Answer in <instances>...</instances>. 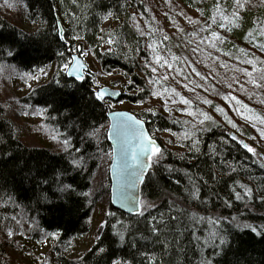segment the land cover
<instances>
[{
	"label": "trees",
	"instance_id": "obj_1",
	"mask_svg": "<svg viewBox=\"0 0 264 264\" xmlns=\"http://www.w3.org/2000/svg\"><path fill=\"white\" fill-rule=\"evenodd\" d=\"M249 1L264 8V0ZM183 5L181 0H0V264H30L13 254L25 240L63 241L90 231L96 201L110 195L112 154L105 102L94 93L101 79L116 75L112 84L123 89L122 101H149L152 68L159 69L163 61L155 59L159 37L153 39L141 25L157 28L166 18L185 26L194 20L204 24ZM247 12L240 15V36L250 21ZM70 20L83 24L84 35L77 45L69 31ZM112 21L119 23L113 28L115 49L97 51L91 46L101 43ZM85 46L93 50L96 68L88 70L84 80H75L60 71L59 64L69 61L73 47L80 51ZM176 55L170 67L173 88L182 93L198 83L192 93L198 87L208 91V107L225 101L235 105L250 90L252 70L264 66L263 46L240 53L243 56L232 67L212 70ZM53 63L47 82L16 94ZM9 101L19 103L12 106ZM20 105L28 115L43 118L42 136L63 149L56 151L41 140L19 136L12 110ZM186 105L191 120L177 121L161 110H134L156 133L163 152L152 156L142 184L143 215H127L109 205L102 235L70 264H264V127L257 133L252 131L255 125L243 124L238 117L232 124L222 113L199 116L207 108L198 100ZM232 126L238 138H232ZM92 131L95 136L89 135ZM185 131L194 135L185 139ZM244 138L256 146L254 152L239 140ZM65 139L71 147L63 143ZM80 156L84 169L70 163ZM68 184L72 188L62 190ZM246 188L252 190L251 197L245 195ZM89 191L90 196L83 195ZM237 192L244 198L236 199ZM193 215L205 219L194 220ZM215 219L221 223L209 222ZM213 228L224 244L209 235ZM45 258L36 264H45L50 252Z\"/></svg>",
	"mask_w": 264,
	"mask_h": 264
},
{
	"label": "rangeland",
	"instance_id": "obj_2",
	"mask_svg": "<svg viewBox=\"0 0 264 264\" xmlns=\"http://www.w3.org/2000/svg\"><path fill=\"white\" fill-rule=\"evenodd\" d=\"M181 2L191 14L200 17L202 22L204 21V24H199L194 20L189 26H185L175 24L176 22H172L168 18L164 21L161 20V25L157 28H153L151 24L143 23L141 28L145 32H150V36L155 40L159 37L158 40L160 43H156L158 47L157 55L162 58L160 60H162L163 63L161 64L159 61L161 66H159V69L156 67L154 76V80H158L159 83L152 84L151 99L145 103L122 100L113 101L109 99L104 100L103 102L108 104L111 109L129 110L131 112H134V110H141L145 113H156L161 110L170 117H174L177 121H182L184 118H186L185 120H191L192 115L190 113V108L186 105L185 101L198 100L201 101L203 106H206V102L211 97L208 91L199 87L197 91L192 93L193 86H197L198 83H195L191 89L182 91V93L173 88L174 84L171 80L170 67L172 61L177 56L176 53H178V55H186V58L193 66H197L203 70H212L216 67L226 68V65L232 67L233 61L238 60L239 56H243L240 55V53H246V50L253 46L264 47V8L254 7L249 0H240V4H242L243 7L238 6L236 0H181ZM217 6L222 8L224 15L227 16H231L234 11L239 12V19L228 28L221 27V23L225 21H222L221 16L217 14ZM245 9L248 10L246 16H250V21L247 24V29L244 34L240 36L238 34L242 24L240 15ZM69 16L72 17V15ZM70 23L69 31L70 34L74 36L73 43L77 45L84 35L83 24L78 20H70ZM118 25L119 23L114 21L107 23L106 26H108V30L106 29L107 31H105L101 43H96L91 47H94L97 51L114 50V43H108L107 41L111 38L115 42L116 39L113 28ZM30 28L34 29L36 25H32ZM213 32L218 33L219 36L222 37V39L213 40L215 47L213 43L208 42L210 39H213ZM77 37H79V39H77ZM174 43H177L179 47H173L172 45ZM91 47L85 46V50L81 48L80 51L73 47L72 53H79L85 60L88 70L94 71L97 58ZM165 60L168 61L167 64L164 63ZM228 60L229 62H227ZM71 61L72 59L70 57L67 63L61 62L59 64V70L66 72L67 69H65L64 65H70ZM250 67L253 69L251 65ZM54 68L55 63L49 66L45 65L41 69V77L36 73L28 86L23 85L20 91L19 89L16 90V94H25L30 87L36 86L39 82H47ZM252 72L249 83L250 90L247 95L244 96L243 94L235 105H232L228 101L222 104L218 102L213 107L206 106L207 110L210 109V112L205 110L202 114L200 113L199 116H204L203 114L220 115L222 113V118H225L232 124L235 122L236 117H238L243 124L255 125L257 127H253L252 131H256L257 133L262 132L261 129L264 127V66L260 67V71L255 72L253 69ZM116 78H118L116 75L104 77L99 81L101 84L99 87L109 86L111 88L120 89L123 93V89L119 85L112 84V80ZM253 81H255V83H253ZM215 86V88L218 89L220 84H216ZM156 91H160L161 95H154ZM17 103H19V101H9V104L12 106ZM22 107L23 106L20 105L17 110H12V116L15 119L19 136L25 141L34 142V140H41L44 146L56 151L63 149L56 147L55 143L45 140V137L42 136L43 118L41 116L28 115L26 111L21 109ZM236 114H238V116H236ZM108 127L109 125L107 126V130ZM230 130L238 133V130L234 126H232ZM152 134L153 136L156 135V133ZM244 139L248 140L247 138ZM248 142L251 143L249 140ZM159 143L161 145L160 141ZM198 144V141H195L193 143L194 148H198ZM251 148L256 149V146H252ZM110 163L111 161L109 162V167ZM99 179L100 177L97 176L93 184L94 187H97L96 184ZM94 190L97 189L95 188ZM141 201L143 202V199ZM109 205L110 195L109 198H107L105 194L98 198L91 216V228L87 234L63 241H59L56 237L41 240H25L24 244L19 248V251L13 254L19 261L36 264L40 259H46L45 257L50 252V259L45 261V264H49L50 262H52V264H70L69 260L80 257L82 253L90 249L96 239L102 235L105 215ZM55 246L57 247L55 248Z\"/></svg>",
	"mask_w": 264,
	"mask_h": 264
},
{
	"label": "snow or ice",
	"instance_id": "obj_3",
	"mask_svg": "<svg viewBox=\"0 0 264 264\" xmlns=\"http://www.w3.org/2000/svg\"><path fill=\"white\" fill-rule=\"evenodd\" d=\"M236 3L238 6L243 7V5L240 4V0H236ZM217 14L221 16L222 21L226 22V23L222 22L220 25L221 27H225V28L230 27L237 19H239V12L234 11L231 16H227V15H224L223 9L220 8L219 6H217ZM212 38L213 39H210L208 41L209 43H213V40L222 39V37H220L219 34L216 32L212 33ZM77 39H79V37H77ZM107 42L108 43H114V41L111 38H109ZM213 46L215 47L214 43H213ZM154 47H155V45H154ZM73 59L76 60L75 66L73 67V66H70L69 64H65L64 65L65 69L72 68V70H70L68 74L72 75L73 72L75 71L78 79L84 80L85 77L83 76L82 72L77 71V69L82 67V65L80 64V62L77 58H73ZM155 59L159 62L160 59H162V58L157 55V56H155ZM164 63L167 64L168 61L165 60ZM149 67H150V65H149ZM152 71L155 72L156 69L152 68ZM152 83L156 84V83H159V81L153 80ZM253 83H255V81H253ZM94 95H95L97 100L104 101L105 97L108 95V92L106 90L101 89V90H98L97 92H95ZM113 95H116V93H113ZM154 95L159 96V95H161V92L156 91L154 93ZM140 102L142 103L143 101H140ZM185 102L187 103V101H185ZM40 114L43 115V112H41ZM112 115L114 117H117V118H122L126 114L114 112V113H112ZM193 115H195V113H193ZM205 118L211 119V117L207 116V115L205 116ZM137 125L139 126L138 128L135 127ZM143 125H144V121L137 120L134 117H129V119H127V120L121 119L119 121L118 125H114V127L118 126L120 129L125 130V131L134 129V132H135L134 138L138 139V141H139V144H138L139 151H132L131 152V163L128 160L129 149H128L127 144H124L121 147L122 155L119 158L120 159V170H121V180H120L121 190H120L119 199L121 200V202L125 208H127L129 211L134 210V211L138 212L140 215H143L145 204L134 193L133 189L135 188L136 183L138 181L142 182L143 177H144V169L151 167L150 161H151L152 156L163 155V152H162V149L160 148V146L155 143V141L152 139V137L150 135L145 133ZM262 134H264V132H262ZM89 135L95 136L96 132L92 131L89 133ZM190 135H194V133H189L188 131H185L183 133V136L185 139H187ZM63 143L65 145H67L68 147H71L68 139H65L63 141ZM244 147L247 148L251 152L255 151V149L251 148L247 144H244ZM65 150L67 151V148ZM76 151L79 152V151H81V149H76ZM142 156H147L149 162H144L141 158ZM70 163L72 166H74L78 169H84L85 168V161H84L83 156L72 159L70 161ZM233 170H235V169H233ZM71 188H72V185L68 184V185H64L62 190L71 189ZM197 194H198V190H197ZM83 195L90 196L91 192L89 191L87 193H83ZM245 195L251 197L252 196V190L250 188H246L245 189ZM243 198L244 197L241 196V194L239 192L236 193V199L241 200ZM150 206L151 205H149V207ZM109 214L112 215V213H109ZM193 219L194 220L198 219L200 221H203L205 218L204 217H195V215H193ZM209 222L213 223L214 225H219L221 223L220 219H215L214 221L210 220ZM195 227H196V225L193 224V229H195ZM238 227H239V225H238ZM246 227H251V225H247ZM154 230L159 231V229H154ZM253 230H255V229H253ZM9 234H14L11 232V229H9ZM52 235L55 236L56 233H52ZM209 235L211 237H216L219 240V243L221 245L225 243L224 238L219 235V233L215 230V228L210 230ZM196 238L197 239H203L201 237H196ZM121 240H123L122 235H121ZM204 243L207 244L208 240L205 239ZM101 251H103V249H101ZM113 264H116V262H113Z\"/></svg>",
	"mask_w": 264,
	"mask_h": 264
},
{
	"label": "water",
	"instance_id": "obj_4",
	"mask_svg": "<svg viewBox=\"0 0 264 264\" xmlns=\"http://www.w3.org/2000/svg\"><path fill=\"white\" fill-rule=\"evenodd\" d=\"M73 58H77L79 60L82 67L77 69V71L82 72L83 76L85 77V74L88 70V66H87L85 60L82 58V56L79 53H72L71 54L72 61L70 63V66H73V67L76 64V60H74ZM70 70H72V68L67 69V71H66L67 76L70 78H73L75 80H80V79H78L75 71L73 72L72 75H69L68 73ZM101 89L106 90L108 92V95L105 97V100L109 99V100H113V101H120L122 98L123 93L120 89L111 88L109 86H103V87H99L96 90V92L98 90H101ZM113 93H116V95H113ZM105 111H106V115H107V118L109 121V127L107 130V140L110 143L111 148H112V160H111L110 167H109L110 205L113 208L124 212L125 214L132 215V216L137 215V214H139L138 212H136L134 210L129 211L127 208H125L123 206L121 200L119 199L120 190H121V187H120L121 170H120V159L119 158L122 155V153H121L122 145L127 144L128 149H129L128 160L131 163V152L132 151H139V148H138L139 141H138V139L134 138V135H135L134 129L125 131V130L120 129L118 126L114 127V125H118L119 121L121 119L127 120V119H129V117H134L137 120H142V121H144L143 128H144L145 133L150 135L152 137V139L155 141V143L160 146V148H161V145H160L158 139L156 137H154L153 134L148 129L145 120L139 118L135 113H133L129 110L111 109L108 104H105ZM114 112L115 113H125L126 115L122 118H117V117H114L112 115V113H114ZM135 127L138 128L139 126L137 125ZM231 136H232V138H238V137H236L237 134L235 132H231ZM239 140L241 142H243V145L244 144L249 145L245 140H241V139H239ZM141 158L144 162H149L147 156H142ZM148 170H149V168L144 169V177H143L142 182L138 181L136 183L135 188L133 189L134 193L139 197L140 200L142 198V195H141L142 184L144 182V179H145V176H146Z\"/></svg>",
	"mask_w": 264,
	"mask_h": 264
},
{
	"label": "bare ground",
	"instance_id": "obj_5",
	"mask_svg": "<svg viewBox=\"0 0 264 264\" xmlns=\"http://www.w3.org/2000/svg\"><path fill=\"white\" fill-rule=\"evenodd\" d=\"M245 141H246L248 144L252 145L251 143L248 142V140H245ZM252 146H254V145H252Z\"/></svg>",
	"mask_w": 264,
	"mask_h": 264
}]
</instances>
